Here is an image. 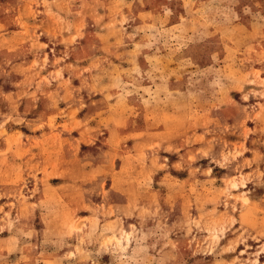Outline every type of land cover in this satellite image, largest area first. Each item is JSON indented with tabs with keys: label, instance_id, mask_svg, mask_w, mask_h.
Listing matches in <instances>:
<instances>
[{
	"label": "rangeland",
	"instance_id": "rangeland-1",
	"mask_svg": "<svg viewBox=\"0 0 264 264\" xmlns=\"http://www.w3.org/2000/svg\"><path fill=\"white\" fill-rule=\"evenodd\" d=\"M0 264H264V0H0Z\"/></svg>",
	"mask_w": 264,
	"mask_h": 264
}]
</instances>
